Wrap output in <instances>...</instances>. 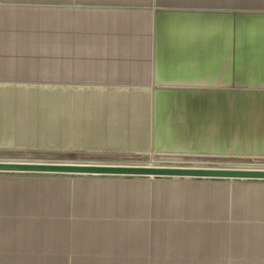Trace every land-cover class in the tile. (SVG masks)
<instances>
[{"label":"crops","instance_id":"0c3cea01","mask_svg":"<svg viewBox=\"0 0 264 264\" xmlns=\"http://www.w3.org/2000/svg\"><path fill=\"white\" fill-rule=\"evenodd\" d=\"M223 13L0 0V147L264 156V36ZM147 177L0 174V264H264V180Z\"/></svg>","mask_w":264,"mask_h":264},{"label":"rangeland","instance_id":"374dc122","mask_svg":"<svg viewBox=\"0 0 264 264\" xmlns=\"http://www.w3.org/2000/svg\"><path fill=\"white\" fill-rule=\"evenodd\" d=\"M40 158L43 160L68 161V162H89L108 164H199L218 165L220 167H251L263 168L264 156H253L249 154H217L201 152H104L87 150H62L47 148H4L0 147V159L26 161L28 159ZM194 162V163H193ZM10 173V172H0ZM27 174L38 175L42 173L30 172ZM54 173H43L53 175ZM62 174V173H55ZM129 176V175H117ZM139 177V176H129ZM175 179L183 177H147Z\"/></svg>","mask_w":264,"mask_h":264},{"label":"water","instance_id":"95a60500","mask_svg":"<svg viewBox=\"0 0 264 264\" xmlns=\"http://www.w3.org/2000/svg\"><path fill=\"white\" fill-rule=\"evenodd\" d=\"M0 172L10 173H62L73 176H145L149 177H188V178H227L264 180V168L251 167H174L148 166L137 164L108 163H53V162H2Z\"/></svg>","mask_w":264,"mask_h":264},{"label":"snow or ice","instance_id":"6c2138e0","mask_svg":"<svg viewBox=\"0 0 264 264\" xmlns=\"http://www.w3.org/2000/svg\"><path fill=\"white\" fill-rule=\"evenodd\" d=\"M210 7L223 8L225 16H231L238 24L241 35L249 34L256 28L257 21L261 36H264V7L260 12H253L255 0H207Z\"/></svg>","mask_w":264,"mask_h":264},{"label":"bare ground","instance_id":"6f19581e","mask_svg":"<svg viewBox=\"0 0 264 264\" xmlns=\"http://www.w3.org/2000/svg\"><path fill=\"white\" fill-rule=\"evenodd\" d=\"M2 162H53V163H64V161H55V160H43L40 158L28 159L26 161L20 160H10V159H0ZM66 163V161H65ZM67 163H83V162H67ZM89 163V162H84ZM194 163V162H193ZM137 165H148V166H174V167H220L218 165H199V164H179V163H172V164H137ZM227 166V165H226ZM225 166V167H226ZM264 168V167H263ZM148 176V175H145ZM149 177V176H148ZM186 178V177H185ZM252 180V179H251ZM257 180V179H256ZM261 180V179H260Z\"/></svg>","mask_w":264,"mask_h":264}]
</instances>
